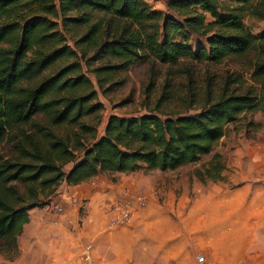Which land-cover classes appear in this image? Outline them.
<instances>
[{"label":"trees","instance_id":"1","mask_svg":"<svg viewBox=\"0 0 264 264\" xmlns=\"http://www.w3.org/2000/svg\"><path fill=\"white\" fill-rule=\"evenodd\" d=\"M233 2L167 0L162 11L148 0H0V145H11V154H0V252L18 249L29 212L47 206L62 182L140 168L176 170L209 153L227 124L259 109L263 96L232 88L241 80L237 74L215 94L208 84L202 103L193 92L174 103L163 91L153 107L145 104L146 113L111 114L99 137L84 120L102 107L83 70L90 58L98 60L92 71L101 85L141 58L219 62L256 50L251 78H264V35L243 21L264 20V0ZM193 36L204 44L194 48ZM197 102L199 109L187 113ZM223 170L214 152L194 174L217 181Z\"/></svg>","mask_w":264,"mask_h":264},{"label":"rangeland","instance_id":"2","mask_svg":"<svg viewBox=\"0 0 264 264\" xmlns=\"http://www.w3.org/2000/svg\"><path fill=\"white\" fill-rule=\"evenodd\" d=\"M166 1L148 0L153 9L162 11H166ZM220 2L222 7L234 4L233 0H220ZM208 19L210 18L208 17ZM243 21L255 35H264V20L245 17ZM202 41V38L193 36L191 45L196 48L198 44H204ZM91 54L90 52L88 56ZM256 55V50H251L242 57L231 56L219 62L181 58L174 63H161L146 57L134 61L127 69L116 71L108 82H101V85L92 71L98 64V60L90 58L83 70L92 82L91 90L96 92L93 102L102 104V107L96 116H90L84 120L97 127L96 137H99L104 133L107 118L111 114L133 117L146 113L147 105L153 107L163 91L172 97V101L180 96L188 97L190 92H193L202 103L208 84H211L215 94L228 76L232 81L237 74L241 76V80L232 82V88L236 87L238 91L251 88L257 95L264 97V78L259 81L251 78ZM173 102L175 103V101ZM200 103L197 102L192 108H189L187 113L197 111ZM170 108L164 107L165 110ZM26 127L28 129V126ZM59 131L73 134L70 129L63 128ZM257 138H264V101L259 104V109L244 113L235 123L227 124L224 127L223 136L212 145V150L202 155L196 162L186 164L176 170L161 171L140 168L131 173H100V180L106 184L105 192L111 190L110 194L100 198L103 202L99 200L91 202V199L88 198L82 199L72 207L75 212L72 216L65 213L64 204H54L51 212L55 211L57 215L64 214L63 216H65L64 219L62 218L61 226L50 230L41 229L39 234L36 233L37 235L30 232L21 234L17 250L0 252V264H83V253L87 245L91 244L93 247V233H95L96 227L101 226L102 236H108L110 233L115 234V232L118 235H123L124 229H129L130 224L134 222L137 212L151 203H156L152 200L161 202L165 197L163 196L165 191L171 192L170 196L174 192L176 198L183 194L191 198L194 179H198L194 172L204 168L210 162L214 152L221 154L226 169L225 162L228 151L232 150L234 144L244 139L255 140ZM90 141L89 138L88 142ZM0 154H11V145L3 142L0 145ZM71 164L65 165L64 169L68 170ZM90 180L88 181L90 182ZM208 181L212 180L207 179L206 182ZM117 183H120L121 186ZM51 197L52 195L49 197L48 205H50ZM139 198L143 199V205H140ZM124 206H130L129 221L117 227H110L111 213L118 207ZM91 210L92 213L87 218ZM52 252H56L57 255ZM204 262L206 264L205 258Z\"/></svg>","mask_w":264,"mask_h":264},{"label":"crops","instance_id":"3","mask_svg":"<svg viewBox=\"0 0 264 264\" xmlns=\"http://www.w3.org/2000/svg\"><path fill=\"white\" fill-rule=\"evenodd\" d=\"M225 166L222 180L194 179L191 198L165 191L161 202L152 200L137 212L123 235L102 236L96 227L94 264H196L198 254L206 264H264V138L238 141ZM100 175L77 185L62 182L50 205L29 212L22 234L61 226L65 217L51 212L54 204H64L72 216L82 199L103 202L111 190L105 192Z\"/></svg>","mask_w":264,"mask_h":264},{"label":"built area","instance_id":"4","mask_svg":"<svg viewBox=\"0 0 264 264\" xmlns=\"http://www.w3.org/2000/svg\"><path fill=\"white\" fill-rule=\"evenodd\" d=\"M140 200V205L144 204L143 199ZM65 217V216H64ZM131 217V210L130 206H124V207H118L116 210L111 213L110 219H109V226L110 227H117L122 224H125L129 221ZM92 245L88 244L84 253H83V264H94L93 262V256L91 253ZM197 264H205L204 257L202 255L196 256Z\"/></svg>","mask_w":264,"mask_h":264}]
</instances>
